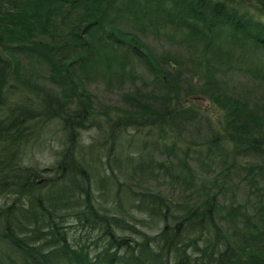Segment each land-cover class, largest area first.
Segmentation results:
<instances>
[{"label":"trees","instance_id":"obj_1","mask_svg":"<svg viewBox=\"0 0 264 264\" xmlns=\"http://www.w3.org/2000/svg\"><path fill=\"white\" fill-rule=\"evenodd\" d=\"M238 1L245 3L0 0V264H237L241 255L245 264H264V201L249 212L221 200L239 164H228L212 184L200 182L206 196L179 211L166 196L137 191L149 171L170 168L135 150L137 139L122 138L152 126L168 134L194 113L181 100L174 106L170 91L178 93L175 80L183 77L184 44L195 52L190 77L202 80L191 90L227 117L224 137L207 138L209 150L229 145L264 159V30L237 12ZM147 26L179 56L158 55L147 36L131 33ZM138 67L151 83L130 82ZM209 68L225 73V82ZM236 76L246 81L241 92L228 86ZM96 77L134 89L119 115L105 119L110 145L103 154L106 139H80L85 130L101 131L87 116L105 114L83 85ZM46 146L54 157L48 169L24 165V151ZM251 166L244 179L253 185L264 162ZM177 167L184 181L196 176L186 157ZM136 173L143 178L135 182Z\"/></svg>","mask_w":264,"mask_h":264},{"label":"rangeland","instance_id":"obj_2","mask_svg":"<svg viewBox=\"0 0 264 264\" xmlns=\"http://www.w3.org/2000/svg\"><path fill=\"white\" fill-rule=\"evenodd\" d=\"M236 8L239 14L242 13L246 15V17L251 16V21H256V24L262 26L264 30V7L259 0H245V3L238 1ZM134 26L136 25L134 24ZM142 28L137 29L136 27L131 33L134 35L135 33H140L143 36H147V38L144 37L145 43L154 44L156 47L155 51L158 55L167 53L178 55L176 50L169 46L170 44L168 42L170 40L154 39L151 34V26H147L145 29ZM159 43L161 45L163 44L162 47ZM179 48L181 49V51H178L180 59L183 61V77L179 80H175L176 86L174 89L176 91L178 86V93L176 92L177 94H175L173 88H171V96L174 106L177 103V99L181 100L180 104L188 108L187 110L193 109L194 113L185 112V118L183 117L182 120L177 121L173 128L167 127V129L171 131L168 134H163L161 129H155L156 127L152 126L144 127L139 136L133 130H128L125 135H123V139H137L138 143L135 144V150L141 149L142 151L145 150L149 152L150 157L154 158L156 161H166L167 163L165 164L170 168V170L168 169L166 171L165 167L161 166L162 168L158 167V169H155L156 171L153 169V172L149 171V175L151 174L150 178L147 177L139 182L137 191L144 190L152 193H159L164 197L166 196L173 202L174 207L181 211L182 208L187 207L191 202L197 201V199H202L206 196L205 194L208 193L203 190L200 182L212 184L220 172L228 167V164L235 161V163L239 165H236L235 168L230 171L231 174L221 200L227 205L231 203L244 204L248 207L249 212H251L254 207L264 201V174L262 176H255L252 180L253 185H251L249 179H244V176L247 174V170L244 168L250 167L251 165H261L264 159L253 151H246L241 154L234 153L236 148L233 149V146L226 144H224L226 146L220 147L219 149L214 148L213 150H209L213 145L207 142V138H209V136H211L210 139H212L213 136H223V128H226L225 123L227 117L225 112L222 113L216 110L209 97H201L196 95V92L192 91L193 89L197 90L202 81L198 76L193 79L190 77L191 72L194 70L192 69L189 71L192 63L189 66L188 64L195 52L190 51L188 45L183 44L180 45ZM253 54L254 53H251L252 56ZM34 66L38 73L41 72L38 65ZM229 68L232 69L231 65ZM136 72H138V77L136 76V78L132 79L130 81L131 83H137V85L141 86H143L145 81H150L151 83L150 78L147 79L148 77L142 76L143 70L140 67L137 68ZM208 73L212 77L221 78L223 82L226 80L225 73L221 74L213 68H209ZM130 82H126L124 87H119L116 84L112 85L104 82L100 77L93 79L87 78V80L83 81L84 89L89 94L88 97L92 101L94 110L106 115L87 116L89 119L88 121L101 125V131H98L96 135V127L85 130L80 138L84 145H87L93 137L97 136L98 141H104V139H106L105 134L109 136L110 131L108 130L105 119L116 118V116L119 115L118 111L125 107L126 97H131L134 92ZM228 83L231 91L241 92L244 90L243 86L246 84V81L244 77L236 76L235 78L232 77L231 80L229 79ZM208 123L213 126L211 130L212 135L208 127H206ZM54 137L56 138L57 136ZM49 139L53 140V134H50ZM109 140V138L106 139V144L102 149L100 148L101 154L109 147ZM216 143L222 144V138H218ZM47 144L49 145V142ZM50 151L51 149L48 146L42 149L31 147L29 150L23 152V154L26 155H23L24 165L28 167L36 166L35 168L38 167V169L42 170L48 169L54 161V157ZM139 151L140 150H138V152ZM138 152H133L131 155L136 156L139 154ZM32 154L34 155L31 156ZM145 154L146 153L143 154V157L147 156ZM185 157L188 159L191 169L193 168L196 173V176H189L187 181H184L177 167V164H180ZM168 160L172 161L171 166L168 164ZM242 169H244V171ZM48 175H50V173L45 172L40 178H46ZM141 178H143L142 175L136 173L134 181L136 182ZM189 199L190 203L188 202ZM3 202L4 199L0 198V205ZM241 257L242 258L236 259L237 264H245L244 258L246 257L242 255Z\"/></svg>","mask_w":264,"mask_h":264}]
</instances>
